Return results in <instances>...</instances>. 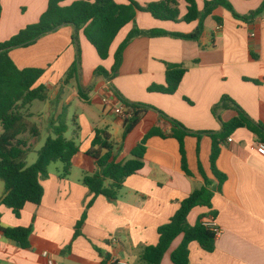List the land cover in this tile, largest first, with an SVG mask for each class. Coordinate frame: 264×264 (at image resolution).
I'll list each match as a JSON object with an SVG mask.
<instances>
[{
  "label": "crops",
  "instance_id": "0c3cea01",
  "mask_svg": "<svg viewBox=\"0 0 264 264\" xmlns=\"http://www.w3.org/2000/svg\"><path fill=\"white\" fill-rule=\"evenodd\" d=\"M78 1L83 0H68L62 5L70 6ZM114 1L120 5L130 3V0ZM133 1L146 6L163 0ZM177 1L182 19L188 13L187 4L185 0ZM207 1L212 0H196L200 11L204 10ZM228 2L237 14L247 16L258 10L264 0ZM48 4L49 0H1L0 44L35 21L38 23ZM27 5L37 8L35 21L12 17L13 8ZM136 23L142 31L163 30L185 35L192 34L198 27V22H165L145 12L137 13ZM132 29L133 24H130L119 33L107 61L99 57L84 33L80 34V43L83 42L85 48L80 79L85 88H91L87 93L89 100L82 99L84 102L90 103L94 95H99L102 100L96 97L92 101H100L103 105L105 98H112L116 107H121L124 105L119 94L130 103L160 110L192 132L218 133L222 130V122H230L238 116L231 107L220 108L219 118L213 113L214 107L224 97H229L248 117L264 125V13L254 23L246 24L219 7L205 20L199 41L169 36L137 37L125 49L117 77L110 81L96 77L95 71L102 65L95 60L96 56L87 43L102 61L107 62L103 68L111 72L116 52ZM73 33L72 27H65L31 47L17 49L10 54L20 69L45 70L39 85L48 88L51 104L56 103L57 106L62 102L61 111L56 110L57 116L65 109V102L69 103L72 97L80 98L75 80L63 85L66 73L76 61ZM89 57L94 59L91 68H87ZM167 64L187 69L179 90L174 95L151 92L153 86H166ZM70 87H73L71 97ZM111 113L114 114L113 110ZM35 116L33 114L32 121ZM90 116L97 121L94 112ZM75 119L81 122L80 126L76 125L80 128L82 143L79 154L73 159L70 176L62 178L63 166L56 172L49 170V178L42 181L44 198L41 205L28 203L20 217L1 205L5 193L0 198L4 227L32 228L26 249L0 232V264H143L140 260L142 248L157 246L159 228L172 220L184 200L205 186L200 166L209 179L217 182L211 167L212 139L209 136H203L201 140L196 137L185 139L191 176L182 168L178 140L152 137L147 142L144 168L126 180L117 201L103 196L96 198L88 210L81 235L75 238L77 225L94 198L82 180L85 174L97 171L96 161L87 155L95 129L110 133L117 147V160L124 163L132 158L133 150L153 128H159L166 134L174 129L158 113L149 111L126 138L125 121L119 118L124 129L121 138L115 142L107 121L103 120L100 127L87 126L84 129L82 122L87 121L86 115ZM116 131L118 134L119 130ZM259 143V138L244 128L236 130L221 146L217 169L227 176V180L222 191L214 195L212 208L194 209L188 223L194 226L200 216L206 215V222H214L222 233L213 252H206L197 242L192 243L191 264H264V157L257 152ZM75 170L82 175L76 176ZM182 241L183 235L173 242L161 264H172L171 254Z\"/></svg>",
  "mask_w": 264,
  "mask_h": 264
},
{
  "label": "trees",
  "instance_id": "16d2710c",
  "mask_svg": "<svg viewBox=\"0 0 264 264\" xmlns=\"http://www.w3.org/2000/svg\"><path fill=\"white\" fill-rule=\"evenodd\" d=\"M66 1L68 0H49L48 9L37 24L27 26L9 41L0 44V124L3 128V133L0 135V179L5 185V195L1 200V205L11 209L17 217H20L28 203L41 205L44 198L42 181L49 178V168L52 164L62 163V178L70 176L73 159L79 154L80 147L75 140L65 138L69 127L68 115L63 109L51 123L52 135L39 152L37 162L32 166L28 165L27 155L34 149L41 136L39 126L32 121L31 108L35 102H47L49 90L46 86L39 85L45 71L36 68L20 69L10 56L12 51L31 47L42 38L62 28L72 27L76 61L66 73L63 85L67 86L75 80L80 98L88 101L87 93L91 91V88H85L80 79L82 75L80 34L82 32L96 49L99 57L102 60H107L110 48L119 33L128 25L133 24L132 31L116 52L115 64L111 72L103 67H99L95 71L96 77H103L110 81L119 75L124 51L137 37L169 36L181 40L199 41L204 32L205 20L219 7L225 8L232 13L236 20L246 24L254 23L264 13V2L258 10L247 16H241L235 12L228 0L207 1L203 11L198 9L196 0H185L188 13L181 19L177 0H163L146 6H140L133 0H130L127 5H120L114 0H83L70 6H63L62 4ZM138 12L149 13L156 20L165 22H185L187 24L198 22V27L188 35L169 33L163 30L142 31L136 23ZM1 17L0 0V19ZM186 73L187 69L183 66L167 64L166 86H153L150 91L174 95L179 90ZM117 95L132 114L131 118L125 122L124 138L139 125L144 115L149 111L158 113L164 120L172 124L174 129L172 133L166 134L159 128H153L133 150L132 158L125 163L118 162L116 144L113 143L110 133L107 130L95 129L92 146L87 155L96 161L97 171L85 174L82 180L83 185L89 189L94 198L87 205L82 220L77 225L75 238L81 235L88 210L94 205L96 198L103 196L110 201H117L126 180L137 175L144 168L147 142L150 138L178 140L182 168L187 175L191 176L185 139L196 137L201 140L203 136H209L212 139L211 167L217 182L209 179L200 166L205 186L184 200L172 220L159 228V244L142 248L140 255L143 264H161L173 242L183 235L181 245L171 254V261L172 264H191L190 245L192 243L197 242L206 252H213L216 248L217 238L214 232L205 225L207 216H200L194 226L188 223V217L196 208H212L214 195L222 191L227 176L217 169L221 146L236 130L244 128L251 131L261 143H264V125L253 121L234 101L229 97H224L221 103L214 107V115L218 117L220 108L231 107L238 113V116L230 122H222V130L218 133H196L152 106L130 103L119 94ZM79 131L80 128H78ZM27 134L30 136L31 142L23 140V136ZM0 232L5 238L17 242L22 248L29 247L32 228H6L2 225L0 215Z\"/></svg>",
  "mask_w": 264,
  "mask_h": 264
},
{
  "label": "rangeland",
  "instance_id": "374dc122",
  "mask_svg": "<svg viewBox=\"0 0 264 264\" xmlns=\"http://www.w3.org/2000/svg\"><path fill=\"white\" fill-rule=\"evenodd\" d=\"M36 9H37L36 7H31L28 5L21 6V7H15L12 9V17L15 19L24 18L26 20L35 21L34 19L36 17ZM34 23L37 24L36 21ZM87 44L92 50L93 54H95L96 56L95 60H99L98 62H100V64L103 67L107 63L106 62L107 60L102 61L97 56L95 49L89 43ZM80 46L84 54L85 48H84L83 42L80 43ZM93 65H94V59L92 57H89L87 59V68H91ZM72 89L73 87H70L69 89L70 97L73 94ZM96 97L102 100V96H99V95H94L92 97V100ZM92 100L90 103H86L79 97H72L69 100L70 101L69 103L66 104L65 102L64 108L68 115V127H69L68 132L65 134V138L67 140H75L79 146L81 145L82 136L80 135V132H78L77 130L78 126L81 125V122L76 120L75 117L84 114L87 117V121L82 122L84 129H87V126L88 127H92V126L100 127V125H102L103 120L107 121V123L112 128V133L114 134V141L118 142V138L119 137L121 138V135L124 129L123 123L122 124L119 123L120 117L117 116L115 113L114 114L111 113V111L113 110V107H110V106L105 107L104 105H102L100 101H95V100L92 101ZM55 104H51L50 101H47L45 103L35 102L33 104V109H31V111L34 115H36L33 121L36 122L38 126L40 127L41 136L39 138L38 143L35 145L34 149L31 152H29L27 155V163L29 166H32L37 162L39 152L45 146L47 139L52 135L51 123L54 119H56V116H57L56 110L61 111L62 102H58L57 106H55ZM49 105L52 107V109L51 107L49 109ZM49 110L50 111L52 110V111L50 112ZM91 112H94L96 114L97 121L91 118L90 116ZM41 113L44 115H40ZM76 123L78 124V126L76 125ZM117 129L119 130L118 134L116 131ZM2 133H3V128L0 124V135ZM23 139L29 140L30 136L28 134L24 135ZM116 152H117V147H116ZM62 166H63L62 163L57 162V163L52 164L49 170L51 172H56L57 169L61 170ZM75 175L76 176L82 175V172L80 174L78 170H75ZM4 193H5V185H4V182L0 179V198L4 195Z\"/></svg>",
  "mask_w": 264,
  "mask_h": 264
},
{
  "label": "built area",
  "instance_id": "2783aa9c",
  "mask_svg": "<svg viewBox=\"0 0 264 264\" xmlns=\"http://www.w3.org/2000/svg\"><path fill=\"white\" fill-rule=\"evenodd\" d=\"M103 105L105 107H107V106L113 107V112L116 115H118L125 122L127 120H129L131 118V116H132V114L129 111V109L125 108L124 106L116 107L115 101L112 98H105L103 100ZM229 142H232V140L229 139ZM257 152L262 157H264V143H259L257 145ZM205 225L214 232L216 238H219L221 236L222 231L214 224V222H206ZM113 264H127V263H124V262H114Z\"/></svg>",
  "mask_w": 264,
  "mask_h": 264
}]
</instances>
